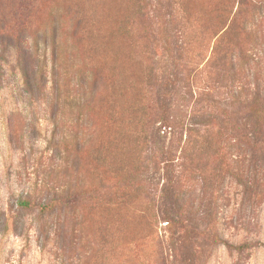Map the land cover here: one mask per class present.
<instances>
[{
  "label": "rangeland",
  "instance_id": "rangeland-1",
  "mask_svg": "<svg viewBox=\"0 0 264 264\" xmlns=\"http://www.w3.org/2000/svg\"><path fill=\"white\" fill-rule=\"evenodd\" d=\"M3 24L0 264H264V0H0Z\"/></svg>",
  "mask_w": 264,
  "mask_h": 264
},
{
  "label": "trees",
  "instance_id": "trees-1",
  "mask_svg": "<svg viewBox=\"0 0 264 264\" xmlns=\"http://www.w3.org/2000/svg\"><path fill=\"white\" fill-rule=\"evenodd\" d=\"M8 38H12L19 43L23 42L24 38H23V33H22L21 28L20 27L17 28L16 26L11 27L6 24H3L2 26H0V42L5 43L6 39ZM259 113L260 112L252 111V116L256 119H259V118L261 119V117H259L258 115ZM260 116H261V113H260ZM257 123H258V120L256 121V124ZM73 201H74V197L72 196V194L64 193V192L53 193L47 206L51 209H54L55 207L63 206L67 202L72 203ZM27 203H28L27 201L23 202L24 205Z\"/></svg>",
  "mask_w": 264,
  "mask_h": 264
}]
</instances>
